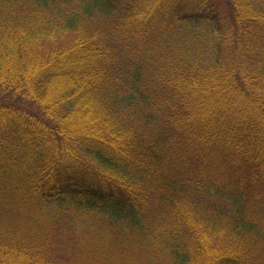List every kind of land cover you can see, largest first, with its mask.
<instances>
[{"label": "trees", "instance_id": "trees-1", "mask_svg": "<svg viewBox=\"0 0 264 264\" xmlns=\"http://www.w3.org/2000/svg\"><path fill=\"white\" fill-rule=\"evenodd\" d=\"M0 264H264V0H0Z\"/></svg>", "mask_w": 264, "mask_h": 264}, {"label": "rangeland", "instance_id": "rangeland-1", "mask_svg": "<svg viewBox=\"0 0 264 264\" xmlns=\"http://www.w3.org/2000/svg\"><path fill=\"white\" fill-rule=\"evenodd\" d=\"M220 8H226L228 7V0H216Z\"/></svg>", "mask_w": 264, "mask_h": 264}]
</instances>
